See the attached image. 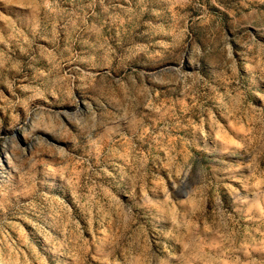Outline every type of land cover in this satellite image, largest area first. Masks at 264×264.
<instances>
[{
  "label": "rangeland",
  "instance_id": "1",
  "mask_svg": "<svg viewBox=\"0 0 264 264\" xmlns=\"http://www.w3.org/2000/svg\"><path fill=\"white\" fill-rule=\"evenodd\" d=\"M0 264H264V0H0Z\"/></svg>",
  "mask_w": 264,
  "mask_h": 264
}]
</instances>
